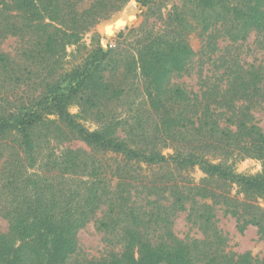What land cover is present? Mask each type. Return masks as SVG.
<instances>
[{
  "label": "trees",
  "instance_id": "trees-1",
  "mask_svg": "<svg viewBox=\"0 0 264 264\" xmlns=\"http://www.w3.org/2000/svg\"><path fill=\"white\" fill-rule=\"evenodd\" d=\"M156 3L0 0V48L9 38L19 43L0 49V217L10 227L0 233V264H264L230 250L217 226L220 207L240 232L255 225L264 234V170L242 174L231 162L249 147L264 153L251 113L264 102V64L230 51L254 36L264 50V0H183L158 16L160 26L145 28ZM97 27L84 61L66 69L67 48H82ZM192 33L203 42L198 53ZM132 34L137 45L122 48ZM221 42L230 45L218 56ZM197 63L199 91L172 84ZM209 63L218 76H203ZM139 83L149 116L121 137L113 103ZM72 141L88 150L59 147ZM162 167L198 168L224 188L146 173ZM181 212L202 238L174 235ZM92 221L107 244L100 258L82 255L79 243ZM31 235L41 249L11 255V239Z\"/></svg>",
  "mask_w": 264,
  "mask_h": 264
},
{
  "label": "rangeland",
  "instance_id": "rangeland-1",
  "mask_svg": "<svg viewBox=\"0 0 264 264\" xmlns=\"http://www.w3.org/2000/svg\"><path fill=\"white\" fill-rule=\"evenodd\" d=\"M183 0H157V3L154 6L155 13L149 18H147V23L145 24V28H151L154 24L158 27L162 24L161 18L158 19V16L162 14V18H165L168 13L173 9L175 5H182ZM143 18L140 19L137 26L141 25ZM99 27V26H98ZM98 27L93 29L91 32L87 33L82 41V48L77 49L76 46H70L66 50V56L64 58V67L66 69H71L72 67L82 63L87 56V51L92 47V40L95 33H99ZM157 29V28H156ZM100 34V33H99ZM137 35L132 34L129 35L126 41L123 42L122 48L125 49H133L137 45ZM255 36L251 37L249 42L246 44H238L234 46H230V51L232 54H240V59L246 64H264V50H260L257 44L255 43ZM189 48L193 52H200L202 48V39L197 33H192L188 37ZM113 45H115V40H113ZM19 45L16 38L7 39L0 49L13 52L15 48ZM230 44L227 42H221L220 47L222 49V53L219 55H223V52L227 49ZM217 56V57H218ZM216 57V58H217ZM199 60V58H197ZM196 60V61H197ZM199 63L196 64L194 72L191 75H181L174 76L171 80L172 84H180L185 85L188 90L199 91L200 89V72ZM215 66L212 63L207 64L202 68L203 76L215 77L219 75V72L215 71ZM136 83L138 78L133 79ZM138 87H133V89L129 90L127 94H124L120 97L119 100L113 103V109L115 110V115L118 118V121L122 122V126L119 129V136L123 137L126 134L127 126L137 123L141 121V124L145 122V119L149 116L146 111L149 109V104L144 102V92L145 85ZM144 90V91H143ZM163 97V95L161 96ZM161 100V103H165L164 97ZM76 108H72L73 113H77ZM253 114L254 123H257L262 130L264 131V102L258 103L254 105L253 110L251 111ZM91 129H96L97 127L94 124H87ZM60 148L72 147V148H83L88 150L87 146L81 141H72L65 142L63 145L59 146ZM249 153H242V155L238 157L231 158V162L235 161V169L238 173L247 174V175H257L263 172L264 170V153L261 154L259 150L256 148L249 147ZM171 149H165L164 154H172ZM145 169V168H144ZM147 174L159 173L167 176L168 178L175 179L172 183H176V181L184 182L185 179H193L197 184H204L207 186H218L219 188H224V184H217L215 180H208L207 176L201 172L198 168L195 170L189 171L187 174L184 172H178L176 169L171 167L166 168H153L152 170H147ZM172 174V175H170ZM206 179V181H205ZM172 183H170L172 185ZM235 188V187H234ZM167 192L165 194L166 197H170L171 190L166 189ZM233 194H236V190H234ZM256 202V198L253 199ZM172 200H170L171 202ZM257 201L260 202V205L264 208V197L257 198ZM102 216L98 214V217ZM217 226L222 232L226 235L229 248L233 252L244 253L246 251H250L255 256L264 257V234L259 231V228L255 225H248L245 227L243 232H240L237 227V221L230 215H225L223 209L220 207L217 208ZM9 222L0 217V233H8L9 232ZM172 231L174 235L184 240L186 237L188 238H202L201 232L196 227H193L186 220L185 213H178L174 218V223L172 227ZM105 236L102 232L97 230L95 222L92 221L89 223L83 230L79 232V243L82 251V255L88 256V258H100L107 248V244L105 243ZM13 240L9 244V248L11 249V255L15 254L16 249H21V253H27L31 251H35L37 249H41V241L38 238H35V235H31L29 237H14ZM137 257V256H136Z\"/></svg>",
  "mask_w": 264,
  "mask_h": 264
}]
</instances>
